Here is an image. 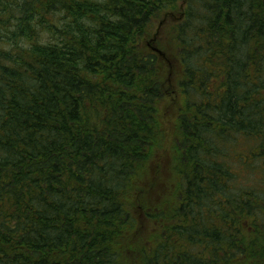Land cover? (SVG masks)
<instances>
[{"label":"trees","instance_id":"obj_1","mask_svg":"<svg viewBox=\"0 0 264 264\" xmlns=\"http://www.w3.org/2000/svg\"><path fill=\"white\" fill-rule=\"evenodd\" d=\"M141 215L137 264H264V0H0V264H126Z\"/></svg>","mask_w":264,"mask_h":264},{"label":"rangeland","instance_id":"obj_2","mask_svg":"<svg viewBox=\"0 0 264 264\" xmlns=\"http://www.w3.org/2000/svg\"><path fill=\"white\" fill-rule=\"evenodd\" d=\"M155 25H156V28L154 31L155 32V34H154L155 39H156V41L160 40L159 44H161V46L163 47L162 40L168 41V39H169L168 38L169 35L166 33L167 29H166V27H163L162 24H160V21H156ZM156 47H158V45ZM162 47H160V48H162ZM165 123L167 124L166 134H168V140L173 141L172 139H174V138L172 137V135L170 133L171 127L168 124L169 120L166 119ZM170 124H172V121H170ZM167 164L164 163L165 169L163 170L162 173H160V176H159V180L161 183L158 184V190H159L158 192L162 195H165L166 192L168 191V188L170 187V186H168L169 185V182H168L169 174L167 171ZM138 223H139V226H137L138 229L137 230L135 229L136 230L135 234L131 235L132 239L130 240V242H128V246L126 245V247H125L126 250L124 252H125V256H126V260H125L126 264H137V262L139 261V256H138L139 254H138L137 248L132 247V245L134 244V241H132V240H136V238L138 236V239L141 240L143 242V244L145 245L146 240H148L149 238H147V237L141 238V237H139L138 234H143V233L148 234L150 227H152L154 224L153 222H151V220L143 219L142 215L138 218Z\"/></svg>","mask_w":264,"mask_h":264},{"label":"water","instance_id":"obj_3","mask_svg":"<svg viewBox=\"0 0 264 264\" xmlns=\"http://www.w3.org/2000/svg\"><path fill=\"white\" fill-rule=\"evenodd\" d=\"M155 52H157L159 55H161L162 57H165V54L157 47H153L152 48Z\"/></svg>","mask_w":264,"mask_h":264}]
</instances>
